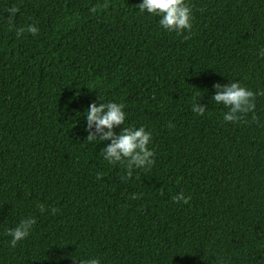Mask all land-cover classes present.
Wrapping results in <instances>:
<instances>
[{
  "label": "trees",
  "instance_id": "trees-1",
  "mask_svg": "<svg viewBox=\"0 0 264 264\" xmlns=\"http://www.w3.org/2000/svg\"><path fill=\"white\" fill-rule=\"evenodd\" d=\"M0 264H264V0H0Z\"/></svg>",
  "mask_w": 264,
  "mask_h": 264
}]
</instances>
